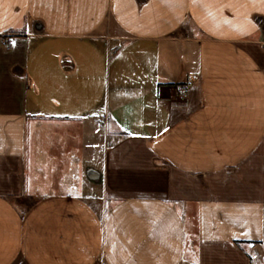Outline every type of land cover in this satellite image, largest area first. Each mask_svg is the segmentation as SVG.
I'll return each instance as SVG.
<instances>
[{"label": "crops", "instance_id": "obj_1", "mask_svg": "<svg viewBox=\"0 0 264 264\" xmlns=\"http://www.w3.org/2000/svg\"><path fill=\"white\" fill-rule=\"evenodd\" d=\"M261 244L264 0H0V264Z\"/></svg>", "mask_w": 264, "mask_h": 264}, {"label": "built area", "instance_id": "obj_2", "mask_svg": "<svg viewBox=\"0 0 264 264\" xmlns=\"http://www.w3.org/2000/svg\"><path fill=\"white\" fill-rule=\"evenodd\" d=\"M193 82V78L190 77L185 83L179 86L180 95L185 97L187 90Z\"/></svg>", "mask_w": 264, "mask_h": 264}, {"label": "rangeland", "instance_id": "obj_3", "mask_svg": "<svg viewBox=\"0 0 264 264\" xmlns=\"http://www.w3.org/2000/svg\"><path fill=\"white\" fill-rule=\"evenodd\" d=\"M255 247H256L257 251H259V253H260L259 261L264 263V244L256 245ZM249 249H250V253L251 252L254 253L256 251L255 248H253V247H249Z\"/></svg>", "mask_w": 264, "mask_h": 264}]
</instances>
